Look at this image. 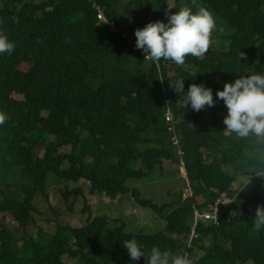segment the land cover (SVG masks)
<instances>
[{"label":"trees","instance_id":"1","mask_svg":"<svg viewBox=\"0 0 264 264\" xmlns=\"http://www.w3.org/2000/svg\"><path fill=\"white\" fill-rule=\"evenodd\" d=\"M146 2L164 9L168 0H0V30L16 45L0 54V111L9 117L0 125V212L24 229L13 235L0 218V264H139L121 247L133 238L145 252H185L194 264H264V228L253 227L264 189L253 178L233 184L238 172L264 173V141L225 134L227 108L216 97L225 82L264 74V0H196L214 14L217 43L183 66L154 64L136 49L135 30L159 20ZM177 78L185 92L192 83L211 88L215 105L194 111L169 86ZM164 159L183 160L186 176L172 172L178 179L165 202L141 197L129 183L165 172ZM87 193L111 208L130 193L166 225L123 234V219L90 212L75 236L70 224L58 222L52 233L39 226L36 248L34 214L62 213L51 195L68 218L92 210ZM222 195L232 201L221 223L198 221L190 242L195 209ZM103 224L112 230L99 232Z\"/></svg>","mask_w":264,"mask_h":264},{"label":"clouds","instance_id":"2","mask_svg":"<svg viewBox=\"0 0 264 264\" xmlns=\"http://www.w3.org/2000/svg\"><path fill=\"white\" fill-rule=\"evenodd\" d=\"M165 11L167 23L161 20L147 23L142 29L135 30L136 44L138 50H142L144 60H150L159 64L163 60H171L177 66H183L188 56L197 59L202 58L212 45V34L217 28L214 14L204 6L196 4L192 0V6L181 5L178 10L176 5L167 4ZM193 7L196 11H193ZM99 19H105L101 7ZM172 9H176L172 12ZM102 15L103 17H101ZM114 26V22H110ZM222 30V29H221ZM15 43L3 30H0V54L7 53L9 56L15 50ZM239 60H247L245 52H240ZM185 80L177 78L169 82V86L180 96L184 103L200 112L207 107H213V91L205 87L203 83H192L184 90ZM216 97L222 100L227 108V115L223 119L226 126L225 134L235 133L240 138L254 135L257 139L264 141V74L241 75L234 82H225L223 90H217ZM9 119L4 111H0V125ZM171 112L166 114V120H172ZM182 168L187 174L185 163L182 160ZM232 201L231 197L217 196L208 203V206L195 209V222L190 236V242L198 237L196 225L198 221H212L215 225L221 223L220 210ZM209 214L210 216H206ZM255 231L264 228V205H258L253 218ZM127 249L132 261H139L144 257V264H194V259L188 253L178 254L171 250H161L153 246L149 252L142 250L135 238L126 240L122 245ZM142 264V263H140Z\"/></svg>","mask_w":264,"mask_h":264},{"label":"rangeland","instance_id":"3","mask_svg":"<svg viewBox=\"0 0 264 264\" xmlns=\"http://www.w3.org/2000/svg\"><path fill=\"white\" fill-rule=\"evenodd\" d=\"M165 2V0H163ZM174 0H168L166 3L164 9L162 7H155L151 2H146V8L150 11V15L158 17L159 20L164 21L167 23V17H165V11L168 8L167 4H173ZM113 29V27H111ZM217 40H212V44L216 45ZM216 47V46H215ZM67 147L61 148V151H66ZM40 153L44 154V150H41ZM163 166L165 168V172L162 174L158 172L155 176L147 179H143L141 181H131L129 184L132 186L137 187L139 190V195L141 197H149L152 196L153 198H156L160 202H165L167 200L168 196V189L171 186H174L177 182L178 177H173L172 172H182L185 174V171L183 170V166L180 167L178 163H176L173 160L170 159H164L163 160ZM183 174L182 177H185ZM161 175V176H159ZM250 178L254 179L255 185H260L264 189V173L258 172L253 173L249 175L245 171L238 172L237 179L233 181L234 186H238L240 183L247 182L250 180ZM47 185L50 187L51 185H54L55 183H51L48 179ZM83 184V182L81 183ZM184 191L187 193L188 189L185 187ZM149 195V196H147ZM225 195H222V198ZM88 204L91 206V211L84 214V215H75L74 217L69 216L68 218H65V213L69 214V212L66 211V209L62 208L54 199L53 195H51V201L53 203V206L56 210L61 211L60 215H58L57 219L54 220V212L53 210H50L46 213H38L34 214V219L30 220V224L28 226V232L33 235V240L35 243V247H38V243L40 240V232L38 230L39 226H42L43 229L46 232L52 233L55 231V225L59 222L62 225L70 224L73 226V228L70 230L71 234H74L77 232L74 231H80L85 225V222H83L81 219L87 218L91 212L92 215H108L110 217L121 218L126 223V228L122 229V233H155L161 229H163L166 225V222L163 218H161L158 214L152 212L151 208H146L143 206H140L137 204V202L133 199V196L128 193L125 196L120 197L117 199V207L114 204V208L105 206L109 204L103 203L98 195H93L91 193L86 194ZM118 208V209H116ZM67 217V216H66ZM134 217L136 219L135 223H130L131 218ZM0 218H2L7 226L9 227L10 231L13 235L22 236L24 235V229L22 226L18 225L15 220L12 218L11 215L5 214V212H0ZM47 219H52L51 221H48ZM138 219V220H137ZM112 230L107 225L103 224L100 231H108ZM144 230L145 232H140ZM94 232H97L95 230L92 231V234ZM49 237V236H48ZM47 237V238H48ZM122 249L124 247L121 245ZM127 251V250H125ZM185 253V252H184ZM201 253V251H200ZM191 256V255H190ZM145 259H141L138 261V263L144 264Z\"/></svg>","mask_w":264,"mask_h":264},{"label":"built area","instance_id":"4","mask_svg":"<svg viewBox=\"0 0 264 264\" xmlns=\"http://www.w3.org/2000/svg\"><path fill=\"white\" fill-rule=\"evenodd\" d=\"M101 17H103L102 15H100ZM206 216L208 217V216H210L209 214H206Z\"/></svg>","mask_w":264,"mask_h":264}]
</instances>
